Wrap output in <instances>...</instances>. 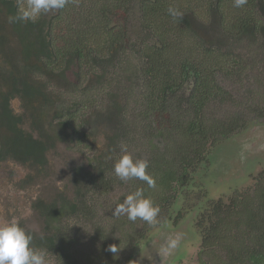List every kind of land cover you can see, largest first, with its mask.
Here are the masks:
<instances>
[{"label": "trees", "instance_id": "trees-1", "mask_svg": "<svg viewBox=\"0 0 264 264\" xmlns=\"http://www.w3.org/2000/svg\"><path fill=\"white\" fill-rule=\"evenodd\" d=\"M0 2L8 13L15 16L21 0ZM170 6L182 15H169ZM127 14L137 15L138 27L144 36L140 40V67L146 92L143 115L153 117L151 121L156 125V136L168 141L163 149L153 144L148 160L147 171L155 178L159 192H151L152 188H148L145 182L133 178L134 191L144 189L145 195L159 205V215L166 216L173 226L182 222L197 227L195 237L200 239L201 253L198 264H264V171L257 176L258 181L252 190L236 192L228 204L219 199L205 207V194L199 193L197 201L201 202L192 216L186 214L194 208L186 211L174 207L177 198L193 193L190 175L203 160L206 147L237 129L236 122L208 124L204 117L206 103L212 98L224 97L215 74L225 69L230 60L218 45L204 41L202 34L206 25L200 20L212 17V22L221 30L235 37L258 34L264 43V0H248L242 8L234 7L233 0H75L64 9L50 10L44 14L46 18L36 23H14L18 31L24 27L28 31L45 29L48 32L50 39L44 43L43 50L36 55L32 52L25 55L37 58L41 55L49 68L59 71L62 80L70 83L68 92L80 96L78 101L68 105L64 98L45 96V103L54 105L66 121L76 122L80 112L93 106L87 91L79 85V76L87 75L86 72L92 69L95 77L102 78L94 69L105 67L106 70L115 64V59H120L126 38L121 18ZM11 84L12 93L5 92L11 93L10 98L15 94H28L32 102L38 95L34 86ZM111 99L109 110L119 117L122 107L115 95L111 94ZM8 105L6 94H1L0 132L12 130L18 136L17 141L12 139L13 152L36 154L37 148L30 152L25 150L32 139L23 136L15 127L20 119L12 114ZM154 134L150 133L152 138ZM116 136L117 132L107 139L114 142ZM38 148L42 149V146ZM105 167L108 168L106 163ZM135 234L136 231L126 242L122 239L129 244L130 252L137 250ZM108 240L106 238L105 244L109 243ZM215 247L229 248L227 261L221 258L218 261L216 255L211 254ZM151 254L148 247L144 256ZM204 254L210 259H203ZM146 261L142 259V264H147Z\"/></svg>", "mask_w": 264, "mask_h": 264}, {"label": "rangeland", "instance_id": "rangeland-1", "mask_svg": "<svg viewBox=\"0 0 264 264\" xmlns=\"http://www.w3.org/2000/svg\"><path fill=\"white\" fill-rule=\"evenodd\" d=\"M121 19L123 23L128 20L123 25L127 39L120 59H115V64L106 70L94 69L96 74L101 75L102 78L97 76V79L104 83V86L96 84L97 79L92 69L86 72L87 75L79 82L93 103L86 112L89 117L85 116L84 128L87 133L80 139H74L76 143L68 140L50 147L46 155L48 165L40 175L35 171L38 167L35 168L31 164L18 168V177L21 178L20 174L23 172H32L33 179L29 181L38 189L43 188L49 181L47 179H50L51 183L53 182L51 188L63 187L68 191L70 198L75 193L69 192V189L86 191L91 188L90 184L93 185L92 192L87 193L93 201L95 211L91 221L81 220L73 225V264H142V259L147 260V264H166L165 260L168 264H198L200 239L195 237L197 227H190L182 222L173 226L171 220L163 214L159 215L161 222L154 226L139 218L132 222L126 215H112L115 206L134 191L131 179L121 181L114 173V163L121 155V147L126 146L134 158L148 161L153 144H158L160 149H163L168 143L167 138L156 136V127L149 123L151 118H142L146 93L140 67L142 44L138 49L136 47L144 36L138 27V17L136 14H127ZM200 21L206 25L202 34L204 41L218 45L230 60L225 69L215 74V81L223 89L224 97L210 99L203 109L204 117L208 124L236 122L237 129L227 137L220 136L208 145L203 160L196 166V170L191 172L190 190L193 193H185L174 203V207L178 209L189 211L194 208L187 212V217L192 216L201 202L197 201V194H205V207L219 199L228 204L236 192L252 190L258 181L257 176L264 171V43L258 34L235 37L217 27L212 22V17ZM7 41L12 43V37L8 36ZM210 46L217 48L213 44ZM53 91V98H57L55 94L58 89L54 88ZM111 94L117 97L122 107L119 117L109 110ZM60 96L66 99L67 105L80 98L77 93L61 90ZM15 103L18 107L16 101ZM24 127L29 129L27 122ZM115 132L116 139L114 142L109 141L107 137ZM152 132L155 133L154 138L150 135ZM98 154L106 156L105 163L109 169L107 179L110 182L107 180L106 187L104 185L101 189L95 186L96 172L100 166L95 160ZM241 154L246 155V163L241 171L232 177L220 178V173L228 170L230 158L235 161V166L242 163ZM12 183L13 180L7 174L0 172V224H4L5 211L10 205L21 202V193L20 196L12 193ZM157 188H152L151 192L158 193ZM28 221L29 227L38 230L36 214L31 218L29 216ZM129 231L130 233H127ZM135 231L137 250L130 252L129 244L124 242L134 236ZM177 234H182L180 246L155 263L154 259L161 246L169 237ZM106 238H109L107 244ZM122 239L125 241L122 242ZM113 244L120 248L115 254L108 251V247ZM147 246L152 253L149 257L144 256ZM210 252L216 255L218 261L220 258L227 261L229 256V248L215 247ZM202 258L210 259L205 254ZM46 264L55 262L46 257Z\"/></svg>", "mask_w": 264, "mask_h": 264}, {"label": "flooded vegetation", "instance_id": "flooded-vegetation-1", "mask_svg": "<svg viewBox=\"0 0 264 264\" xmlns=\"http://www.w3.org/2000/svg\"><path fill=\"white\" fill-rule=\"evenodd\" d=\"M12 16L0 2V95L6 94L12 114L20 119V122L15 127L21 131L23 136H29L32 139L30 146L28 144L25 150L30 152L32 148H37L38 152L31 156L24 154L25 152H13L14 143L12 139L17 141L18 136L12 130L0 132V172L7 174L13 180L12 186L14 188L12 193H16L19 196L21 193L22 197L20 203H13L14 205H10V208L5 211L6 218L4 223L17 222L26 232L33 236V246L38 250H43L46 253V257L52 262L54 261L55 264H73L71 253L73 225H76V222L81 220L91 221L92 214L95 211L93 201L92 199L90 200L91 197L87 193L92 192L93 185L90 184L89 187L91 188H86V191H70L71 189H69V192L75 193L70 198L68 191L63 187L51 188L53 182L51 183L50 179H47L49 181L43 188L38 189L32 181H29L33 179L32 175L34 174L32 172L29 174L23 172V174H20L22 175L21 178H19L18 168L32 164L35 168L36 166L38 167L35 171L36 173L38 171L40 175L48 165L46 155L50 147L55 143H64L68 140L76 143L74 139H80L87 133L84 127L86 125L85 116L88 111L80 112L76 116V122L73 123L66 121L65 116L62 117L63 114L58 112L54 105L51 106L50 103H45V96L53 98L54 88L58 89L55 96L61 99L60 90L69 91L70 83L62 80L59 76V71L49 68L41 55H38L39 58L35 56L36 53L39 54L43 50V47H45L44 43L49 41L48 32L45 29L41 32L39 30L28 31L24 27L22 31H18L15 24L9 22V17ZM43 18H46V15L41 16L40 20ZM40 34H43V36H40ZM8 36L12 37L13 40L10 44L7 41ZM126 39L127 37L123 42L124 46ZM140 44L141 42L139 41L136 49L140 47ZM28 52H32L35 55H25ZM101 69L104 70L105 67ZM82 77L84 76H79L80 79ZM13 82H16L18 87H24L25 84L34 86L38 95L35 98L32 96V102V99L27 96L28 94H12L13 96L10 98L9 94L12 93V86L10 85ZM97 82L96 84H98ZM99 85L104 86V83L101 82ZM6 91L11 93H5ZM15 101L18 107H16ZM111 101L113 100L111 99ZM110 105L112 106L111 102ZM142 118L145 119V116L142 115ZM150 118L153 117L150 116ZM25 119L28 121H25ZM26 122L29 125V129L24 127ZM149 123L156 127L152 121ZM40 145L42 149L38 148ZM227 152L228 150L225 153ZM95 160L100 164L99 170L97 168L96 178L94 177L95 186L101 189L104 185L106 187L109 169L105 167L103 154H98ZM240 160H242V163L235 166V161L230 158L228 170H223L219 177L225 179L237 175L246 163V155L241 154ZM11 173L12 175H10ZM35 214L36 223L39 226L38 230L34 227L32 229L29 227L30 223H27L31 221H28V217L30 216L31 218ZM171 224H173L172 221ZM159 253L160 251L157 253L156 260H162L165 257L164 255H159ZM65 258L67 261H65Z\"/></svg>", "mask_w": 264, "mask_h": 264}, {"label": "clouds", "instance_id": "clouds-1", "mask_svg": "<svg viewBox=\"0 0 264 264\" xmlns=\"http://www.w3.org/2000/svg\"><path fill=\"white\" fill-rule=\"evenodd\" d=\"M75 0H21L15 16L9 17L10 23H36L40 17L50 10L64 9ZM248 0H233V6L242 8ZM169 15L181 16L182 13L174 8H168ZM149 162L146 159H136L128 152L126 146L121 147V155L114 163V173L121 181L138 179L147 184L148 188H156V180L147 171ZM159 205L145 195L144 189L138 188L128 194L123 202L118 203L112 210L114 217L126 215L129 221L138 218L149 225H157L161 221ZM182 234L169 237L161 246L159 255H170L181 243ZM33 236L26 232L17 222L0 224V264H46V253L38 250L32 244ZM119 246L113 244L108 251L117 253Z\"/></svg>", "mask_w": 264, "mask_h": 264}]
</instances>
